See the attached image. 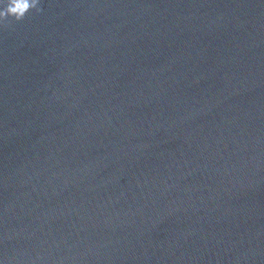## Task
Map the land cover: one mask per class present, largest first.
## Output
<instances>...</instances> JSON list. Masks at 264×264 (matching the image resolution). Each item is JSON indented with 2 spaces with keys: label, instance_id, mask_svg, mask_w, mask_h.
Listing matches in <instances>:
<instances>
[{
  "label": "water",
  "instance_id": "1",
  "mask_svg": "<svg viewBox=\"0 0 264 264\" xmlns=\"http://www.w3.org/2000/svg\"><path fill=\"white\" fill-rule=\"evenodd\" d=\"M0 26V264H264V0H41Z\"/></svg>",
  "mask_w": 264,
  "mask_h": 264
},
{
  "label": "clouds",
  "instance_id": "2",
  "mask_svg": "<svg viewBox=\"0 0 264 264\" xmlns=\"http://www.w3.org/2000/svg\"><path fill=\"white\" fill-rule=\"evenodd\" d=\"M41 0H0V26H7L11 20L22 22L29 13H41Z\"/></svg>",
  "mask_w": 264,
  "mask_h": 264
}]
</instances>
